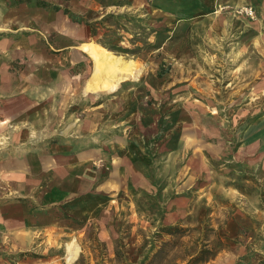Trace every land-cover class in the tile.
<instances>
[{"label": "rangeland", "instance_id": "1", "mask_svg": "<svg viewBox=\"0 0 264 264\" xmlns=\"http://www.w3.org/2000/svg\"><path fill=\"white\" fill-rule=\"evenodd\" d=\"M9 19L0 264L264 261V0H0Z\"/></svg>", "mask_w": 264, "mask_h": 264}, {"label": "crops", "instance_id": "2", "mask_svg": "<svg viewBox=\"0 0 264 264\" xmlns=\"http://www.w3.org/2000/svg\"><path fill=\"white\" fill-rule=\"evenodd\" d=\"M10 21L11 19L3 23L2 21L0 22V31H1L0 35L5 34L3 32H7V34L9 35L8 37L9 45H12L13 43L11 42L13 41V37L15 36L14 34L15 33L17 34L20 29L17 28L16 23H13ZM7 22H10V23H7ZM22 26L28 27L27 20L24 22V24H22ZM17 45L18 44H16L15 46ZM1 51L6 52V46L2 42H0V53ZM16 51L18 50L15 49V53ZM19 89L21 88L17 84V78L14 77L12 74H10L8 71H6L4 68H2L0 65V96L17 93L20 91ZM0 115H1V110H0ZM6 156H9L7 157L8 162L5 165L3 164V161L0 162V186H7L11 191L12 190L16 191L19 189V184H20L19 182L20 178H19L18 168H17L18 158L14 156V153L13 154L9 153ZM248 262L249 264H264V261L258 262L254 257L249 258Z\"/></svg>", "mask_w": 264, "mask_h": 264}, {"label": "bare ground", "instance_id": "3", "mask_svg": "<svg viewBox=\"0 0 264 264\" xmlns=\"http://www.w3.org/2000/svg\"><path fill=\"white\" fill-rule=\"evenodd\" d=\"M88 49H90V51L92 52L93 56L95 57L96 61L98 60H110L113 64V69L116 70L117 72H119L120 74H126L123 73L122 68H125L126 71L132 70L131 65L133 64V61H126L124 60L121 56H118L116 53H114L113 51H111L110 49H107L105 47L99 46L98 44L95 43H87L85 45ZM125 71V72H126ZM139 72V71H137ZM109 76V75H108ZM120 76V75H118ZM110 77V76H109ZM113 80H115V78L111 77ZM93 87L92 85L88 84L87 88H91ZM74 243L69 245V253L70 255L72 254V252L74 251Z\"/></svg>", "mask_w": 264, "mask_h": 264}, {"label": "trees", "instance_id": "4", "mask_svg": "<svg viewBox=\"0 0 264 264\" xmlns=\"http://www.w3.org/2000/svg\"><path fill=\"white\" fill-rule=\"evenodd\" d=\"M96 35V32H94ZM112 49H116V46H111ZM176 228H170V230H174ZM214 256V253L211 250H202L197 256L193 257L188 264H201L209 260Z\"/></svg>", "mask_w": 264, "mask_h": 264}, {"label": "built area", "instance_id": "5", "mask_svg": "<svg viewBox=\"0 0 264 264\" xmlns=\"http://www.w3.org/2000/svg\"><path fill=\"white\" fill-rule=\"evenodd\" d=\"M238 13L254 16L255 10L252 6H242L236 10Z\"/></svg>", "mask_w": 264, "mask_h": 264}]
</instances>
